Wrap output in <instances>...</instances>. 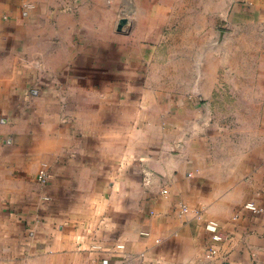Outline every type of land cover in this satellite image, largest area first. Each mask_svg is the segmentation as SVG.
<instances>
[{
  "label": "crops",
  "instance_id": "0c3cea01",
  "mask_svg": "<svg viewBox=\"0 0 264 264\" xmlns=\"http://www.w3.org/2000/svg\"><path fill=\"white\" fill-rule=\"evenodd\" d=\"M0 264H264V0H0Z\"/></svg>",
  "mask_w": 264,
  "mask_h": 264
},
{
  "label": "built area",
  "instance_id": "2783aa9c",
  "mask_svg": "<svg viewBox=\"0 0 264 264\" xmlns=\"http://www.w3.org/2000/svg\"><path fill=\"white\" fill-rule=\"evenodd\" d=\"M49 180H50V171H49V168L47 166H44L38 172L37 181L40 184H42V185L45 186V185H47V183L49 182ZM246 206H247V208L252 209L254 211H258L259 210L258 207L253 202L248 203ZM181 207H182V210L184 212L189 210V207L186 204H183ZM196 215L201 218L203 216L202 210L201 211L200 210H196ZM207 229L212 233L213 240H215V241H221L223 239V235L220 232L219 226H218V224L216 222L210 221L207 224ZM216 252H217V248L215 246H208L207 247V256L208 257L213 256Z\"/></svg>",
  "mask_w": 264,
  "mask_h": 264
},
{
  "label": "water",
  "instance_id": "95a60500",
  "mask_svg": "<svg viewBox=\"0 0 264 264\" xmlns=\"http://www.w3.org/2000/svg\"><path fill=\"white\" fill-rule=\"evenodd\" d=\"M130 23L128 18H122L119 22V29L124 30V28Z\"/></svg>",
  "mask_w": 264,
  "mask_h": 264
}]
</instances>
